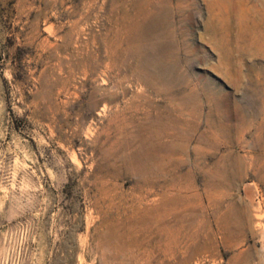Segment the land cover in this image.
<instances>
[{
  "label": "rangeland",
  "instance_id": "obj_1",
  "mask_svg": "<svg viewBox=\"0 0 264 264\" xmlns=\"http://www.w3.org/2000/svg\"><path fill=\"white\" fill-rule=\"evenodd\" d=\"M139 2L157 16L122 23L129 0H0V264H264V0ZM133 45L164 46L173 94L190 93L191 173L172 188L120 161L138 138L115 109L166 106L129 72ZM94 92L113 97L93 109ZM211 141L247 165L225 195L193 165L196 145L212 165Z\"/></svg>",
  "mask_w": 264,
  "mask_h": 264
},
{
  "label": "bare ground",
  "instance_id": "obj_2",
  "mask_svg": "<svg viewBox=\"0 0 264 264\" xmlns=\"http://www.w3.org/2000/svg\"><path fill=\"white\" fill-rule=\"evenodd\" d=\"M143 2L145 4H151L153 0H143ZM129 7L130 9H128V4L123 3L122 13L120 15L122 23H136L139 21V18L147 19L157 16L156 12L143 9L139 0H129ZM130 28L132 29L133 27L130 26ZM158 47L159 49L154 50L155 54L153 53L149 56H146V54L141 55V51L135 45L129 46V49H126V53L127 51L131 52L138 62V66L129 68L131 75L141 74V76L139 75L141 78L140 81L142 80L145 85L155 89L157 96L164 95L166 98V106L162 110H159L160 108L157 109L156 106H147L125 101L122 107L115 109L113 117L120 118L124 124L127 123L121 129L124 135L134 133V136L136 135L138 138L137 141L132 140L122 144L123 152L129 151L128 154L122 152L126 154V156L122 155L123 161L120 160L122 165L128 170L134 169V175L140 178V182L144 186L153 185L161 177H169L171 182L170 188H172L176 180L187 179L190 176L191 169H187L184 173L180 172L186 164L185 156L187 149L192 141V135L196 132L198 126L194 121H190L189 114L185 113L186 111H190L185 110L189 106L190 93L183 92L182 95L177 97L173 94L171 79L169 77V73L172 70L171 59L165 55L164 46L158 45ZM141 71L142 73H140ZM186 88L190 92L192 91L191 87L188 86ZM120 93L122 96L126 95V92ZM112 97L113 95L109 92H104L101 95L93 94V101H91L93 102V109H96L100 102H106L112 99ZM149 105H151V102ZM197 107L199 108V106ZM151 108L153 111H151ZM105 109L106 105L102 111L105 112ZM207 126L210 129V126ZM206 132L204 131L198 137L196 144L202 145L208 142L209 135ZM210 133H213V131H210ZM210 140L217 142L219 139L212 136ZM212 141L209 145V147L213 148L210 154L215 156L212 165L208 167V164H203L205 156L202 154L203 149L198 145L193 148V154L196 159L193 165L204 175L205 186L208 190L214 193L221 192L222 195H225L226 192L234 188L235 181L240 179L247 165L237 155L231 153H226L225 155L219 154L216 143ZM171 157H174L175 160L173 161ZM255 159L259 163L262 162L264 153H261ZM131 174L133 173L131 172ZM255 220H257L258 224L260 223L258 222V216H256ZM166 227L168 226L165 223L162 224L160 228L161 233L164 230L168 231ZM169 234H171V231ZM172 235L174 236V233Z\"/></svg>",
  "mask_w": 264,
  "mask_h": 264
}]
</instances>
